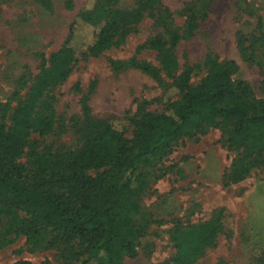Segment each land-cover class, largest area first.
Listing matches in <instances>:
<instances>
[{
    "label": "trees",
    "instance_id": "1",
    "mask_svg": "<svg viewBox=\"0 0 264 264\" xmlns=\"http://www.w3.org/2000/svg\"><path fill=\"white\" fill-rule=\"evenodd\" d=\"M122 3L92 0L82 8L60 48L49 56L37 54V75L23 74L10 100L0 104V250L22 237L31 251L69 250L61 264H122L136 257L147 228L139 195L148 173L170 154L172 145L219 130L227 148L237 153L231 183L244 179L250 164L264 156V101L233 79L235 63L208 57L205 76L195 86L190 80L197 66L180 69L174 49L196 30L192 12L184 35L168 29L166 39L157 35L138 48L155 52L160 69L134 58L110 61L114 70L131 67L163 85L160 98L142 101L127 119L131 139L113 121L93 117L82 103L81 118L70 125L79 136L78 148H40L31 140L32 135L65 132L67 127L57 122L53 92L73 65L120 46L145 16H152L149 0H133L131 8ZM82 32L86 37L78 40ZM238 48L244 59L264 63L260 21L251 35H239ZM161 73L171 82L163 84ZM155 102L163 110L145 112ZM24 155L26 165L20 163ZM218 216L203 225L175 222L170 238L175 254L166 264H195L214 247L223 230Z\"/></svg>",
    "mask_w": 264,
    "mask_h": 264
},
{
    "label": "rangeland",
    "instance_id": "2",
    "mask_svg": "<svg viewBox=\"0 0 264 264\" xmlns=\"http://www.w3.org/2000/svg\"><path fill=\"white\" fill-rule=\"evenodd\" d=\"M149 2L152 16H145L120 46L73 65L66 81L55 89L57 122L67 128L64 133L55 131L43 138L32 135L31 140L40 148L79 147V136L70 125L81 118L82 103L93 117L113 121L131 139L127 119L142 101L160 98L163 85L131 67L114 70L110 61L134 58L160 69L155 52L138 48L157 35L166 39L168 29L184 35L190 12L194 13L196 30L174 49L180 69L197 66L190 84L197 85L205 76L206 59L216 57L220 62L233 61L237 67L233 79L246 84L255 99L264 101V63L244 59L238 48L239 35H251L259 21L264 27V0ZM91 3L92 0H0V104L10 100L23 74L37 75V54L49 56L56 52L75 15ZM122 5L131 8L133 0H123ZM85 37L82 32L78 40ZM161 77L163 84L171 82L163 73ZM162 110L158 102L145 108L148 113ZM236 156L217 129L172 145L170 154L148 173L147 186L139 195L147 228L136 257L122 264H166L175 254L170 239L175 222L203 225L216 215L221 218L223 230L215 246L195 264H264V156L250 164L244 179L231 183L230 171ZM27 160L24 155L20 163L26 165ZM69 253L67 249L31 251L20 237L0 250V264H61Z\"/></svg>",
    "mask_w": 264,
    "mask_h": 264
}]
</instances>
